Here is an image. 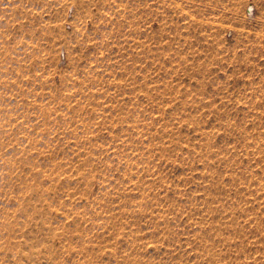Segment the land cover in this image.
Segmentation results:
<instances>
[{
	"label": "rangeland",
	"instance_id": "obj_1",
	"mask_svg": "<svg viewBox=\"0 0 264 264\" xmlns=\"http://www.w3.org/2000/svg\"><path fill=\"white\" fill-rule=\"evenodd\" d=\"M0 264H264V0H0Z\"/></svg>",
	"mask_w": 264,
	"mask_h": 264
},
{
	"label": "bare ground",
	"instance_id": "obj_2",
	"mask_svg": "<svg viewBox=\"0 0 264 264\" xmlns=\"http://www.w3.org/2000/svg\"><path fill=\"white\" fill-rule=\"evenodd\" d=\"M250 11V10H249ZM251 12V11H250Z\"/></svg>",
	"mask_w": 264,
	"mask_h": 264
}]
</instances>
